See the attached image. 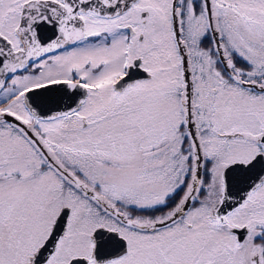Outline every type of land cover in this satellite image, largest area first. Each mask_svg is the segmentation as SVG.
<instances>
[{"label":"snow or ice","instance_id":"snow-or-ice-1","mask_svg":"<svg viewBox=\"0 0 264 264\" xmlns=\"http://www.w3.org/2000/svg\"><path fill=\"white\" fill-rule=\"evenodd\" d=\"M0 264H264V0H0Z\"/></svg>","mask_w":264,"mask_h":264}]
</instances>
